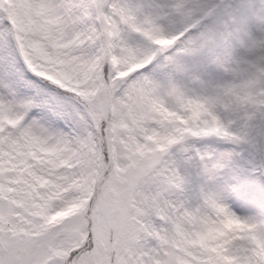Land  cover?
<instances>
[{
    "label": "snow or ice",
    "instance_id": "6c2138e0",
    "mask_svg": "<svg viewBox=\"0 0 264 264\" xmlns=\"http://www.w3.org/2000/svg\"><path fill=\"white\" fill-rule=\"evenodd\" d=\"M0 264H264V0H0Z\"/></svg>",
    "mask_w": 264,
    "mask_h": 264
},
{
    "label": "rangeland",
    "instance_id": "374dc122",
    "mask_svg": "<svg viewBox=\"0 0 264 264\" xmlns=\"http://www.w3.org/2000/svg\"><path fill=\"white\" fill-rule=\"evenodd\" d=\"M56 63H60L59 61H55L53 60L52 62H50L49 64H47L45 67H51L53 69L54 72H56L57 74L67 78V73L65 71L64 67H61L59 69H57L55 67ZM42 74L47 75V72H44ZM235 226V222L234 221H226L224 224V228L222 230H220V234L225 233L228 229H231ZM207 239L211 240V239H215V235L214 234H209V236L207 237Z\"/></svg>",
    "mask_w": 264,
    "mask_h": 264
}]
</instances>
